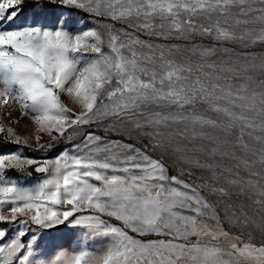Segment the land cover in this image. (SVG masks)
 <instances>
[{
    "label": "snow or ice",
    "instance_id": "6c2138e0",
    "mask_svg": "<svg viewBox=\"0 0 264 264\" xmlns=\"http://www.w3.org/2000/svg\"><path fill=\"white\" fill-rule=\"evenodd\" d=\"M0 264H264V0H0Z\"/></svg>",
    "mask_w": 264,
    "mask_h": 264
}]
</instances>
